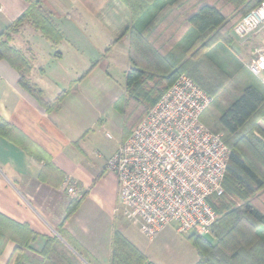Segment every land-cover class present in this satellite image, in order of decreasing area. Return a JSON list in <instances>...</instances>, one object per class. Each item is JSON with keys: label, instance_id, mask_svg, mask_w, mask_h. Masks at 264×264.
<instances>
[{"label": "crops", "instance_id": "1", "mask_svg": "<svg viewBox=\"0 0 264 264\" xmlns=\"http://www.w3.org/2000/svg\"><path fill=\"white\" fill-rule=\"evenodd\" d=\"M31 4L48 13L60 39L53 42L25 21L9 32L7 44L31 63L25 78L42 91L45 102L65 94L57 108L45 109L22 87L19 72L0 59V119L10 126L0 133V214L29 231L2 227L7 241L0 264H13L16 257L24 264H89L71 243L92 264H108L113 228L109 220L101 228V209L114 220L117 183L105 164L117 148L101 162V111L90 117L84 94L73 95L100 60L91 65L90 56L110 47L125 49L127 56L130 13L119 0H104L93 12L80 0H0V34ZM66 177L75 195L63 187ZM82 194L77 209L64 219L70 202Z\"/></svg>", "mask_w": 264, "mask_h": 264}, {"label": "trees", "instance_id": "2", "mask_svg": "<svg viewBox=\"0 0 264 264\" xmlns=\"http://www.w3.org/2000/svg\"><path fill=\"white\" fill-rule=\"evenodd\" d=\"M80 1L93 12L104 0L94 3L91 0ZM119 1L128 8L131 19L126 30L130 66L124 73V95L128 109L122 141L131 134L178 75L190 77L211 99L201 113L200 120L212 132L222 133L229 149V160L222 181L223 192L219 196L207 198V203L216 215L211 232L204 236L194 233L186 236L197 253L194 264H264V199L260 205L253 201L257 192L264 193V124L259 125L257 120H251L264 105V86L261 83L262 88L256 83L244 85L213 121L205 113L216 100L212 97L214 91L200 76V68L206 61L220 72H228L218 67L207 53L216 45L230 46L233 41L229 34V17L222 8L233 7L238 11L240 16L234 26L261 0ZM25 21H29L53 42L61 37L48 13L39 4H31L6 32L0 34V59L19 72L20 84L40 105L47 110L55 109L65 92L52 102H45L42 91L25 78L31 63L19 50L7 44L9 32ZM128 114L133 116L128 119ZM9 129L10 126L0 119V133L6 134ZM83 195L70 202L64 219L77 209ZM2 227L29 234L25 226L0 214V252L7 241ZM28 239L24 240V244L27 245ZM71 247L92 264L83 249L74 243H71ZM13 264L24 263L16 257ZM108 264L153 263L125 236L114 230Z\"/></svg>", "mask_w": 264, "mask_h": 264}, {"label": "built area", "instance_id": "3", "mask_svg": "<svg viewBox=\"0 0 264 264\" xmlns=\"http://www.w3.org/2000/svg\"><path fill=\"white\" fill-rule=\"evenodd\" d=\"M240 43L264 35V0L232 28ZM246 63L264 86V47ZM210 97L180 74L107 159L120 204L149 239L171 224L179 233L208 235L216 215L207 203L223 192L229 149L222 133L209 130L200 115ZM63 187L75 195L72 182Z\"/></svg>", "mask_w": 264, "mask_h": 264}, {"label": "rangeland", "instance_id": "4", "mask_svg": "<svg viewBox=\"0 0 264 264\" xmlns=\"http://www.w3.org/2000/svg\"><path fill=\"white\" fill-rule=\"evenodd\" d=\"M91 1L94 3L97 0ZM222 10L229 17V34L233 41L230 46L216 45L212 49H209L207 53L218 67L228 72H220L209 61L202 63L200 68V76L203 82L212 88L214 91L212 97L216 99L205 113L206 116L210 115V119L213 121L218 112L240 93L244 85L256 83L262 88L260 81L248 72L246 63L252 57V53L256 48L264 47V35L252 38L247 42L240 43L236 41L232 35V26L240 14L233 7H223ZM90 57L91 65L96 58L100 60L94 68H91L89 75L85 76L82 85L74 89L73 96L77 97V95L84 94L83 96L86 101L83 103V108L90 114V117H92L93 113L101 111V132L99 139L101 140L102 162L104 157L111 154L123 140V129L126 125L125 116L128 109L124 95V70L129 62L125 49L121 48L110 47L101 52L100 55ZM251 120H257L259 125L264 124V105L260 107ZM263 199V192H257L253 197V201L257 205H260ZM114 215L116 216L114 220L112 217L110 220L107 212L101 209V228L109 220V225L113 228V231H118L123 236L131 239L135 244L144 248L154 263L193 264L196 261V250L186 238L190 233H176L174 225L171 224L167 229L168 231L163 234V237L156 238V235L154 238L149 239L140 232L138 222L120 204L118 197L116 198Z\"/></svg>", "mask_w": 264, "mask_h": 264}]
</instances>
